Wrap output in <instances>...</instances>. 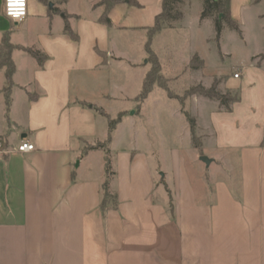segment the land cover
<instances>
[{"label": "crops", "instance_id": "crops-1", "mask_svg": "<svg viewBox=\"0 0 264 264\" xmlns=\"http://www.w3.org/2000/svg\"><path fill=\"white\" fill-rule=\"evenodd\" d=\"M98 1L90 3L95 19L86 23L66 11L68 0H27V17L14 28L0 0V43L8 34L16 47L8 107L0 68V264H264L263 43L255 40L251 52L237 58L236 49L226 46L224 30L216 39L212 19H200L203 0L186 3L180 25L167 29L188 36L189 69H201L197 83L208 89L222 78L223 90H216L238 92L239 101L225 112L216 101L190 98L198 106L194 118L201 152L185 119L183 137L193 163L172 149L162 167L156 120L137 130L132 125L137 116L146 117L145 107L113 117L100 102L83 98L81 90L107 103L115 99L110 91L128 97V87L104 73L119 62L138 71L136 89L140 84L141 90L150 68L138 69L137 60L118 52L109 32L139 30L148 36L162 0H137L141 8L116 5L109 27L98 22ZM63 14L76 40L64 34ZM230 14L242 45H250L251 26L264 31V0H230ZM145 44L142 57L148 58ZM19 48L40 52L44 62L39 65ZM194 57L198 69L190 66ZM232 57L234 68L227 65ZM120 114L108 146L114 173L109 187L117 207L102 212L105 155L100 149L83 154V149L104 143L108 119ZM127 140V147L121 146ZM22 141L34 151L15 152ZM202 156L211 161L208 166Z\"/></svg>", "mask_w": 264, "mask_h": 264}, {"label": "rangeland", "instance_id": "rangeland-1", "mask_svg": "<svg viewBox=\"0 0 264 264\" xmlns=\"http://www.w3.org/2000/svg\"><path fill=\"white\" fill-rule=\"evenodd\" d=\"M95 0H68V3L64 5V8L67 12L74 13L80 15L82 19L86 23H90L95 19V14L91 12L90 3ZM144 2H148L149 0H142ZM99 2V1H98ZM50 4V3H49ZM48 4V5H49ZM54 4V3H53ZM54 11L59 12L60 10L55 8V4L53 5ZM182 23V22H181ZM262 25L264 20L261 21ZM17 24H13V27L16 28ZM180 25L178 22L174 23L173 26ZM223 36L226 46L230 51L238 52L237 58H243L249 52H251L252 47L256 43L255 40L261 41L264 45V31H254V27L251 26V30L249 32L248 38H250L247 46L241 44V40L237 33L230 29L228 26L224 25L223 28ZM184 30L176 29L174 31L168 30L167 28L163 29L161 33L155 35L150 42L151 50L158 56L159 66H160V74L165 79V83L168 86L169 97L167 93L160 89L157 85H154L152 88V93L149 95L146 102L138 103L136 101L137 95L139 94L138 83L136 84L135 76L138 71H131L124 64V62H119L113 64L107 71H104L105 76L115 81V84L122 86L123 84L128 87L125 89V94H128V97H122L118 92L109 93L114 96V100L111 103H107L102 101L103 98H95L88 97L93 96V93L89 92V90L81 89L84 93L82 95L83 98H89L94 102H100V106L104 109L108 110L110 114L115 117L116 113L120 110L127 111L131 113L133 111H137L140 108L145 107L146 109V119H142L137 116L136 119L133 120L132 125L137 129H139L146 122L150 123L151 120H156L157 128L162 132V141L163 146L156 145V148L162 150L160 162L162 167H165L168 161L167 155L169 151L172 149H179L184 154V157L191 165L192 160V150L190 146H187V142L183 137V129L185 127V118L178 114V111L183 108V110L195 120L194 116L197 114L198 106L195 101H190V98L200 97L196 95H190V91L195 87L201 86V82L198 84L197 80L200 79V70L196 72H192L189 69L188 64V56L189 47L187 35H185ZM109 39L112 41L113 45L116 46L118 52H123L126 58L137 60L140 66L138 69H142L148 71L151 69L150 62H147V57L143 58L144 44L147 40V35L144 32L139 30H123V31H113L109 32ZM217 41L213 40L212 45L216 44ZM224 43V44H225ZM233 48H235L233 50ZM214 51L216 52L215 46H211L210 49V61L213 62L212 58L214 57ZM231 60H227V65L234 68V64L237 63L236 58ZM195 69L200 67L199 61H196L193 64ZM97 77H99L100 81H97L99 84L102 81L101 72L97 73ZM223 81V79H219ZM216 82V89L222 91L220 81ZM201 81V79H200ZM164 82V80H163ZM136 84V85H135ZM89 93H87V92ZM136 91V92H135ZM77 92V91H76ZM3 94V92L1 91ZM123 93V94H124ZM137 94V95H136ZM234 95V94H232ZM179 115V117H178ZM131 126L130 124H128ZM195 139L198 144L201 145L202 136L200 133L195 130ZM130 143L128 140L123 142L121 146L127 147V144ZM187 144V145H186Z\"/></svg>", "mask_w": 264, "mask_h": 264}, {"label": "trees", "instance_id": "trees-1", "mask_svg": "<svg viewBox=\"0 0 264 264\" xmlns=\"http://www.w3.org/2000/svg\"><path fill=\"white\" fill-rule=\"evenodd\" d=\"M189 0H162L161 2V11L154 18V24L151 28L147 29V41L145 44V49L148 55L147 62H150L151 69L145 74L142 84L141 90L138 94L136 101L138 103H142L147 96L152 91L154 85H157L160 89L164 90L169 97L168 86L165 83V79L160 74V66L156 56L152 53L150 48L151 39L158 33H160L165 28H171L174 23L179 22L183 17V10L186 3ZM118 4H125L128 7L141 8V5L137 2V0H99L97 6L102 7V13L98 19V22L104 26H110V20L108 18L109 12L112 8H114ZM64 19V28L63 32L70 39L76 40V36H74L70 30L68 25V15L63 14ZM200 19H212L216 39L219 38V35L224 27V25L228 26L230 29L234 30L236 33H239V29L237 24L232 20L230 14V0H203L202 11L200 14ZM16 47L12 46L9 42L8 34H5L0 43V68L4 71L5 78V87L2 89L3 96L6 101V107L9 104V93L12 88V76L14 74V64L11 60V52ZM24 52L28 53L32 58H34L39 65H41L45 57L40 52L32 50V49H23ZM196 61V57H194L190 63L192 68L194 62ZM164 80V82H163ZM234 94V95H232ZM190 95H196L200 97H204L210 99L212 101H216L219 104L220 109L225 112H230L231 105L239 101V93H220L216 90V82H213L212 86L208 89L203 88L202 86L195 87L190 91ZM96 112L99 114H103L100 109H96ZM183 116L186 119V122L189 127L191 139L194 148L200 153V144L197 143L195 139V130L196 124L195 120L191 118L182 108L181 110ZM121 114L118 115L115 119H108L107 125V139L104 143L97 144L91 147H85L83 149V154L87 153L90 150L100 149L104 152V174L105 179L101 185V198H100V209L102 212H106L108 209H116L117 207V198L116 194L110 190L109 183L111 177L114 175L111 169L110 160H109V143L111 140V135L117 125L120 123Z\"/></svg>", "mask_w": 264, "mask_h": 264}, {"label": "built area", "instance_id": "built-area-1", "mask_svg": "<svg viewBox=\"0 0 264 264\" xmlns=\"http://www.w3.org/2000/svg\"><path fill=\"white\" fill-rule=\"evenodd\" d=\"M3 15L14 24H19L27 17V0H2ZM238 78V74L233 76ZM1 149V145H0ZM34 151V146L27 142L22 141L16 148L17 153H29Z\"/></svg>", "mask_w": 264, "mask_h": 264}, {"label": "water", "instance_id": "water-1", "mask_svg": "<svg viewBox=\"0 0 264 264\" xmlns=\"http://www.w3.org/2000/svg\"><path fill=\"white\" fill-rule=\"evenodd\" d=\"M49 7H51L50 4H49ZM200 161H201L202 163H204L206 166H208V165L210 164V162H211L209 159H207V158L204 157V156L200 157Z\"/></svg>", "mask_w": 264, "mask_h": 264}]
</instances>
